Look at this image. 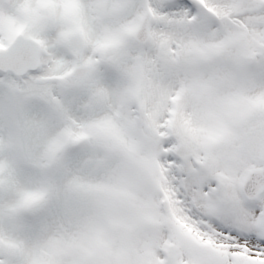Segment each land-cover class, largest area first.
<instances>
[{
    "label": "snow or ice",
    "instance_id": "snow-or-ice-1",
    "mask_svg": "<svg viewBox=\"0 0 264 264\" xmlns=\"http://www.w3.org/2000/svg\"><path fill=\"white\" fill-rule=\"evenodd\" d=\"M0 264H264V0H0Z\"/></svg>",
    "mask_w": 264,
    "mask_h": 264
}]
</instances>
